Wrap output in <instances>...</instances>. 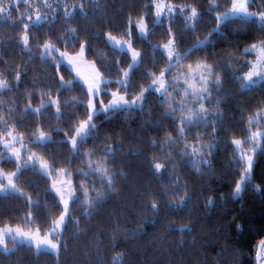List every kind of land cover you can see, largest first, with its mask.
Here are the masks:
<instances>
[{
	"label": "trees",
	"instance_id": "obj_1",
	"mask_svg": "<svg viewBox=\"0 0 264 264\" xmlns=\"http://www.w3.org/2000/svg\"><path fill=\"white\" fill-rule=\"evenodd\" d=\"M167 1L195 8V24L190 26L184 15L155 24V0H0L8 8L0 13V80L8 84L0 90V137L11 132L31 142L41 133L51 136L44 146L35 141L30 145L55 169L52 177L38 167L18 173L20 193L0 196V227L50 232L63 213L53 180L65 172L74 189L60 252H37L10 241L13 249L0 250V264H259L257 247L264 240V139L239 197L233 193L246 164L237 162L240 153L232 141L244 140L264 126V117L251 128L248 124L249 117L264 113V82L245 89L237 76L241 61L248 59L244 49L264 41V29L255 18L236 17L219 24L217 18L232 5L228 0ZM250 9L264 11V0L251 2ZM37 15L48 16L34 25ZM141 20L150 27L146 39L138 33ZM217 27L219 33L213 31ZM109 35L129 39L139 53L126 88L115 81L124 79L120 70L130 69L131 55L113 47ZM171 38L177 53H187L171 76L164 74L167 86L175 80L178 87L170 88L167 97L144 91L152 85L148 73L159 76L169 67L162 45ZM206 38L210 43L194 48ZM45 44L70 55L79 54L84 46L86 60L111 81L98 98V107L112 99V92L130 98L145 94L140 107L98 111L92 118L95 130L82 144L77 142L78 155L70 141L76 136L74 129L91 114L90 95L73 70L58 57L46 55ZM198 62L211 65L220 78L219 85L209 83L211 97L203 101L182 91L186 76L181 73ZM188 83L202 87L195 80ZM166 99L175 112L169 111ZM201 103L219 118L182 125V118L194 114ZM41 104L47 107L34 113ZM155 163L162 165L158 171ZM89 164L106 168L111 186L102 173L90 172ZM19 166L15 159H0L7 173ZM97 193H103L99 200ZM32 201H39V206ZM89 201H95L91 208Z\"/></svg>",
	"mask_w": 264,
	"mask_h": 264
},
{
	"label": "snow or ice",
	"instance_id": "obj_2",
	"mask_svg": "<svg viewBox=\"0 0 264 264\" xmlns=\"http://www.w3.org/2000/svg\"><path fill=\"white\" fill-rule=\"evenodd\" d=\"M229 3L232 4V7L230 10L225 11L223 16L218 17L221 22H226L230 18H234L237 16H242L244 18H251L255 17L258 14L257 13H252L247 10V4L249 2L254 3L255 0H228ZM50 7V5H49ZM159 7V6H158ZM8 11L7 5L0 3V13H5ZM169 12H171V8H169ZM198 13L195 8L191 9V16L185 17L186 20L193 21L196 19ZM167 18V17H166ZM45 18H41L39 15L36 16L35 20L32 21L34 25H38L44 22ZM259 19L261 21V27L264 29V13L259 14ZM162 20L160 19V12L157 11L156 13V19L154 21L155 24L159 25L162 24ZM29 25L25 24L24 28L26 29ZM191 26V25H190ZM148 30L146 29L145 26L140 25L139 26V35L141 38L146 39V32ZM214 32L219 33V27L213 29ZM73 35L75 34V30H72ZM109 43L113 46H120L121 50H127L129 45L128 42H124L123 45L120 44L119 41H117L114 37L109 35L108 37ZM28 42V37L25 35L23 37V43L27 45ZM210 43L209 40L205 39L203 41H197L196 45H194V48H199L203 47L205 44ZM174 42L170 41L168 45H165L164 48L167 49L166 55L169 59V67L163 71H161L159 76H156L154 73H148V76L152 79V85H149V88L144 89V91H158L161 93L162 96L167 97L169 95V90L170 88H177V82L173 80V83L170 86H166L164 82V74L165 72H168L169 75L171 76L172 69L175 68L176 63H179L184 59V57L187 55V53L181 55L177 52H175L174 48ZM158 47V46H157ZM45 53L50 55L53 50L59 51L58 49H54V46L51 44H45ZM85 49L84 46H81L79 56H83ZM192 49H189L188 52H191ZM245 53H255L257 55V59L255 62H250L251 63V70L247 72L246 76L244 77H239V79L246 80L247 83L243 84V88H251L254 87L257 82H264V41H261L259 44H252L250 47L244 49ZM139 56V53L133 52L132 54V65H130V69L138 66L139 61L137 57ZM61 57V63L64 61H67V64L69 66V71H72L73 68V62L76 59L75 57H70L67 55V53H60ZM106 71L110 70L108 68L105 69ZM122 72V75L124 79L115 81V83L119 86L125 87L129 83V73L128 71L120 70ZM182 75L186 76L185 80V85L182 89L184 94L191 95L194 99L203 101L204 99H208L211 97V91L209 90V83L211 82L212 85H219L220 84V78L218 74H215L213 72L212 66L203 62H198L196 63L195 67L193 68L192 65L188 66V70L186 73H181ZM77 76H79V73H77ZM211 77H215L214 79H210ZM256 77V79H253ZM19 77L17 76V79ZM61 81H63V78H60ZM75 79V78H74ZM190 80H195L197 83L202 85V87H196L195 84L188 83ZM87 83V82H86ZM111 83V81L106 80L103 78L101 74L97 72L96 80L93 83H88L87 86V94L96 97L99 95L101 91H107V85ZM103 84L105 87L102 89L100 85ZM65 84L62 82L61 87H64ZM68 86H71V82H68ZM8 87V84L5 80H0V90H3ZM214 90L219 91V88H214ZM113 99L107 106V108H101V111H116L120 109H127L131 108L133 105H136L139 107L140 105H137V101H143V92H141L140 96L136 97L131 103L126 100L124 97H119L117 98L116 93L111 94ZM79 103L78 101H76ZM50 103H57L56 101H50ZM165 103H168L169 105V111L170 112H175L176 109L172 107V103L168 101L167 99L165 100ZM29 107H31L29 105ZM47 107L45 104H41V108L34 109L33 112L36 114H39L41 109ZM87 107H90L93 109V114H95V105L92 104L91 102ZM183 108V105H181V110ZM27 110V109H26ZM56 113H57V118H61L60 115V109L57 106L56 108ZM215 116L217 119L219 118V114H212L208 113L206 109L203 106V103L200 104V106L196 109L194 114H189L187 116H184L181 120L182 125H188L191 126L194 123H200L202 121H209L211 122V117ZM257 117H264V113H258ZM92 114L88 115V119L86 121L81 122L80 126L78 128H75L74 131L76 133V138H73L70 143L72 145V149L75 154H79L78 148H77V138L83 143L84 140H86L92 133V131L95 130L96 125L92 123ZM253 117H249L248 119V124L249 127L254 123ZM5 125H7V121H3ZM181 136L183 135V127L180 129ZM264 136V133H250L245 137V139L242 141L240 139H234L232 141L233 144L237 146V152L240 153L243 151V149L240 147L243 143L246 142H252L255 144L257 147H259V140L258 137ZM9 137H11L13 140L16 139V137H12V133L9 132ZM52 138L51 136H45L43 133L40 134V136L35 140V143L44 146L47 143L51 142ZM169 140H171V137H169ZM0 143H3V146L6 149H9L10 151H13V156L16 160L20 159V155L18 151H15L10 148L9 142H5L3 140H0ZM155 143V141L153 142ZM109 151L111 149H108ZM193 152H196L198 154V150L193 147ZM91 155V154H88ZM0 159H3V156L0 155ZM29 160H31V156H29ZM237 162L240 163L241 165L246 164L245 172L242 176V180L238 182L235 186L234 190V197H239L241 191H242V184L246 183L249 179L250 176L248 173H250L251 167H252V156H243V155H238ZM39 165L42 174L44 175H50L51 172L55 171L54 168L50 167L46 162H41L39 158L36 159V161L32 162L31 164L25 163L23 165L24 168H29V167H37ZM155 169L158 171L162 165L159 163L154 164ZM89 169L90 172H98L103 174V178L106 180L109 186H111L112 182V177L107 176V169L97 166V167H92L91 164H89ZM22 169L20 167L17 168V172H20ZM90 173H84V175H89ZM15 175V173H13ZM8 184L11 186L12 190H15V185L12 184L11 178H8ZM83 188V186H81ZM53 188H55V184H53ZM57 192H59V189H56ZM4 192L0 191V196H3ZM85 197H87V191L85 190L84 192ZM103 193H97L96 200H99L102 197ZM61 199L63 197L61 196ZM32 203L35 206H39V201H32ZM89 208L94 206L95 201H89ZM183 203V201H181ZM153 209H155L156 205L152 204L151 205ZM68 211V204L67 201H64V208H63V213L62 215L59 216V218L55 221H53L52 224V231L45 233L43 237L39 235V231L35 234H30L26 232H22L19 228H10V227H5L3 229H0V248H3L4 251H10L6 247V239H11L14 243H19V244H27L29 246L34 247L37 252L40 251H49V252H58L60 244H59V235L60 231L62 229V225L64 224L65 221V216L67 215ZM34 223V221H32ZM49 237H55L56 240L54 241L53 239ZM119 259V257H117ZM257 259L261 262V264H264V240H261L258 244L257 247Z\"/></svg>",
	"mask_w": 264,
	"mask_h": 264
},
{
	"label": "rangeland",
	"instance_id": "obj_3",
	"mask_svg": "<svg viewBox=\"0 0 264 264\" xmlns=\"http://www.w3.org/2000/svg\"><path fill=\"white\" fill-rule=\"evenodd\" d=\"M61 1V0H60ZM59 2V1H58ZM57 2V3H58ZM250 3L249 2L247 4V10L249 12H252V13H257L258 15L255 16V17H251V18H255V19H258L259 22L261 23L260 19H259V14L261 13H264V11H256V10H252L250 9ZM155 19H156V13L157 11L160 12V19L162 21L164 20H171V19H174L177 15H184L185 17H188V16H191V7L189 6H182V5H175V4H172L171 2L167 1V0H155ZM159 6V7H158ZM232 7V5H231ZM231 7L228 9L230 10ZM169 8H171V12H169ZM56 9L57 10H60L61 8L56 6ZM227 10V11H228ZM224 14V13H223ZM223 14H221L219 17L223 16ZM48 15H46L45 17L47 18ZM167 17V18H166ZM237 17H242V16H237ZM198 18V15L196 17L195 20L193 21H189L188 20V23L189 25L193 26L196 22ZM236 18V17H234ZM244 18V17H242ZM251 18H247V19H251ZM34 21V20H33ZM223 22H221L219 20V24H221ZM137 29H138V33H139V26L140 25H143L146 27V29L148 30L146 32V35L148 34L149 32V29L150 27L146 24V22L144 20H141L139 22H137ZM115 38V37H114ZM117 41L120 42L121 45L124 44V42H128V49L127 50H123V51H127L131 57H132V54L133 52L135 53H138L136 50H134L130 44V40H125V39H118V38H115ZM207 40H210L209 38H206ZM170 41H173V38H171L167 43H165L164 45H162V48L163 50L167 51V49L164 48L165 45H168ZM259 44V43H258ZM174 48H175V43H174ZM116 48L120 49L121 50V47L118 45L116 46ZM176 52V51H175ZM60 53H63V52H60V51H55L53 50L51 52L50 55L48 56H56L59 58L60 62H61V57H60ZM248 54V59L245 60V61H241L240 63V68H239V71L237 73V76L238 78L239 77H244L246 76L247 72L251 70V63L250 62H255L256 59H257V55L255 53H247ZM68 56L70 57H75L76 59L74 60L73 62V68L72 70L75 72L76 74V78L81 81L86 87L88 86V83H93L95 80H96V76H97V70H96V67L89 61L86 60L85 58V55L83 53V56H79L78 54L77 55H70V54H67ZM138 61H139V56L137 57ZM64 64H67V61H64L63 62ZM69 67V66H68ZM132 69V68H131ZM131 69L127 70L128 73H130ZM77 73H79V76H77ZM104 78V77H103ZM164 79V82H165V78L163 77ZM253 79H256V77H254ZM107 80V79H106ZM87 82V83H86ZM247 83L246 80H243L242 79V85ZM261 82H257L256 85H259ZM166 84V83H165ZM255 85V86H256ZM167 86V85H166ZM100 87L103 89V84L100 85ZM252 88V87H251ZM245 89H250V88H245ZM102 91L99 93L98 96L96 97H93L90 95V101L89 103L91 102L92 104L95 105V114L98 112V111H101V108H107V106L109 105V103L112 101V99L108 102H101L100 104V107H98V98L100 97ZM112 93H116L117 94V98L119 97H124L126 100H128L130 103L136 98H130L128 97L126 94H123L121 93L120 91H117V92H112ZM144 96L145 94H143V99H144ZM137 105H140L142 104V101H137L136 102ZM139 106V107H140ZM90 108V107H89ZM131 108H137L136 105H133ZM90 111H91V114L92 116H94L95 114H93V109L90 108ZM101 112H110V111H101ZM261 118L262 117H256L254 119V123H257V122H260L261 123ZM92 123H93V120H92ZM257 132H260V133H264V126H261V127H258L256 129H254L253 131H251V133H257ZM12 137H16L15 140H13L11 137L8 136H1L0 137V140H3L5 142H9L10 144V148L15 150V151H18L19 152V155H20V159L17 160L18 163L20 164V168L23 169V165L25 163H29L31 164L32 162L36 161L37 158L40 159L41 162H45L43 161L40 157L37 156L35 150L32 148V146L30 145V143L34 142V141H31V142H27L24 140V138L22 136H20L19 134L17 133H12ZM76 138V136L74 137ZM264 139V136H261V137H258V140H259V147H257L255 144H253L252 142H250L249 145H246V144H242L240 147L243 149L242 152H240V155H243L245 157L247 156H252V167H251V170H250V173H248V175L250 176L251 178V171H252V168L254 166V163H255V154L257 151H259L261 149V145H262V140ZM78 138H77V142H78ZM241 140V139H240ZM243 141V140H242ZM237 148V146H236ZM0 155H3V156H6V157H9L11 159H15L14 156H13V151H10L9 149H6L4 146H3V143H0ZM29 156H31V160H29ZM16 160V159H15ZM47 163V162H46ZM50 167H52L49 163H47ZM37 167L40 169L39 165H37ZM41 170V169H40ZM13 173H15V175H13ZM19 172H12V173H7L5 171H3L0 167V191H3L4 194H8V193H20V190L17 188L16 186V177L18 175ZM50 177L53 176L52 172L50 175H48ZM8 178H11L12 180V184L15 185V190H12L11 189V186L8 184ZM250 180V179H249ZM53 184H55V188H53ZM53 184H52V190L57 194V196L59 197L61 203H62V206L64 208V201H67V204H68V211H67V215L65 216V221H64V224L62 225V229L60 231V235H59V239L64 231V228H65V225L67 223V220H68V217H69V214H70V207H71V203H72V200H73V197H74V189H73V186H72V183L71 181L66 177V174L65 172H62L59 177L57 179H54L53 180ZM244 188V184H242V190ZM56 189H59L60 191L57 192ZM242 192V191H241ZM241 194V193H240ZM61 196L63 197V199H61ZM240 196V195H239ZM64 214V213H62ZM61 214V215H62ZM5 227H0V229H3ZM10 228H17V227H10ZM22 232H26V233H30V234H35L37 232V230H29V229H22V228H19ZM52 231V230H51ZM50 231V232H51ZM39 235L41 237H43L44 235H42L41 233H39ZM51 239H53L54 241L56 240L55 237H49ZM10 241H12L11 239H6V247L7 249H9L10 251H12L13 249V246L10 245ZM60 244V243H59ZM27 245V244H26ZM60 248L61 246L59 247V250L58 252H51V253H54V254H57L60 252ZM0 250L4 251L3 248H0ZM10 251H5V252H10ZM49 252V251H48Z\"/></svg>",
	"mask_w": 264,
	"mask_h": 264
},
{
	"label": "water",
	"instance_id": "obj_4",
	"mask_svg": "<svg viewBox=\"0 0 264 264\" xmlns=\"http://www.w3.org/2000/svg\"><path fill=\"white\" fill-rule=\"evenodd\" d=\"M259 264H261V262L259 261Z\"/></svg>",
	"mask_w": 264,
	"mask_h": 264
}]
</instances>
